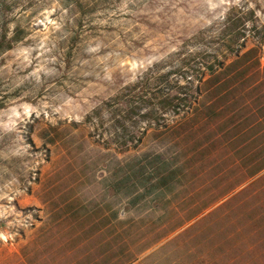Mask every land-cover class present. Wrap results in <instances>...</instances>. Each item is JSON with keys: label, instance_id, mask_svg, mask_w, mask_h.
<instances>
[{"label": "rangeland", "instance_id": "374dc122", "mask_svg": "<svg viewBox=\"0 0 264 264\" xmlns=\"http://www.w3.org/2000/svg\"><path fill=\"white\" fill-rule=\"evenodd\" d=\"M0 264H264V0H0Z\"/></svg>", "mask_w": 264, "mask_h": 264}]
</instances>
